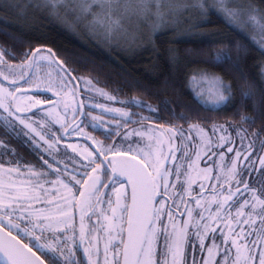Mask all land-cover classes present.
<instances>
[{
	"label": "snow or ice",
	"instance_id": "1",
	"mask_svg": "<svg viewBox=\"0 0 264 264\" xmlns=\"http://www.w3.org/2000/svg\"><path fill=\"white\" fill-rule=\"evenodd\" d=\"M33 7L57 19L61 14H71L78 21L88 19L91 27L102 30L106 41L114 34L124 36L116 43L128 51L145 46L155 49L162 34L170 31L175 36L191 13L200 19L216 15L225 29L243 34L239 50L247 51L250 44L264 54V24L257 37L244 34L239 23L245 17L258 23V10L251 3L37 0ZM0 11L18 12L20 6L13 0H0ZM126 24L135 27L128 31ZM6 55L12 53L0 50V126L6 135L14 139L23 135L35 149L43 148L47 153L44 162L55 177L50 179L43 170L31 167L22 172L19 158L0 141V264H264V142L249 160L254 142L245 145L247 129L237 128L229 118L227 124H212L213 135L220 133L215 142L204 129L190 125L199 133V151L193 150L189 156L188 145H184L183 161L176 159L175 137L196 141L172 128L166 132L134 129L125 132L120 143H105L85 128L100 130L105 140H111L120 133L109 131L103 114L135 123L130 112L95 103L91 107L100 108V115L85 112L86 104L79 99L81 90H98L90 79L66 67L51 48L23 53L24 59L16 65L9 64ZM169 56L174 59L171 49ZM216 60L240 71L227 51L217 53ZM44 66L55 67V80L51 73L47 78L39 76V68ZM211 84L213 102L200 101L202 107L217 115L231 112L242 124H255L235 107L229 84L218 77ZM244 99H251V93H245ZM126 107L156 112L139 101ZM146 119L141 117L139 123ZM233 132L243 151L233 153ZM147 133H151L147 149L122 146L132 135L144 138ZM73 137L89 143L64 144V158L79 168L70 172L67 163L60 167L61 160L54 153L62 141ZM213 148L225 150L214 153L219 164L214 161V167L201 169L200 160ZM68 150L75 156H68ZM225 152L233 153L227 164ZM241 161L246 163L238 171ZM250 176L254 177L251 185ZM197 183L199 195H194ZM77 211L79 224L75 226ZM78 252L82 253L79 259Z\"/></svg>",
	"mask_w": 264,
	"mask_h": 264
},
{
	"label": "trees",
	"instance_id": "2",
	"mask_svg": "<svg viewBox=\"0 0 264 264\" xmlns=\"http://www.w3.org/2000/svg\"><path fill=\"white\" fill-rule=\"evenodd\" d=\"M236 3H251L264 16V0H236ZM194 18L193 23L185 21L175 36L170 31L163 33L155 49L148 47L145 52L126 56L99 45L81 28L74 27L73 16L57 19L47 11L32 8L0 11V50L10 51L12 56L5 58L17 63L24 59L23 53L51 48L75 75L87 77L121 98L150 103L156 112L146 122L162 128L191 124L210 127L227 124L231 118L236 126L247 129V135L264 138L260 135L264 133V54L250 44L247 51L239 50L243 34L225 29L218 16L200 19L194 14ZM170 49L174 51V59H170ZM225 51L230 53L233 63L239 64L240 71L217 62L216 54ZM204 73L231 86L235 107L243 115L251 116L254 125L242 124L231 112L217 115L202 107L190 89V81ZM245 93H251V99H244ZM18 150L24 157L23 163L34 162L27 147L19 146Z\"/></svg>",
	"mask_w": 264,
	"mask_h": 264
},
{
	"label": "rangeland",
	"instance_id": "3",
	"mask_svg": "<svg viewBox=\"0 0 264 264\" xmlns=\"http://www.w3.org/2000/svg\"><path fill=\"white\" fill-rule=\"evenodd\" d=\"M13 2L15 4L19 5L20 9H24L25 11L29 10L30 8L36 10L33 7V5H35L37 3V0H13ZM70 2H71V0H70ZM235 2H236V0H235ZM69 16H72V15L69 14L67 16H64L63 14H61V17L64 19H67V17L69 18ZM194 20H195L194 13H191L185 17L183 24L185 23V21L193 23ZM256 21H258V23L254 22V21H249L245 17V18H242L239 23L241 25V28H243L245 30V33H251L252 35L259 37L260 25L264 24V16H262L261 14L258 13L256 16ZM72 22H73L74 27L81 28L90 39L96 41L99 45L106 46L109 48H113L117 52H119L120 54H123L126 56L135 55V54L140 53V52H145L146 49L148 48L147 46H145V47L138 48L136 51H128V50H126V48L123 45L117 46V43H116L117 39L123 40L125 38L124 36H122V35L116 36L114 34L111 41H106L104 36H103L102 30L98 26L95 28L91 27L90 21L88 19L78 21L74 17ZM182 25H181V27H182ZM126 27H127L128 31H132L133 28L135 27V25L134 24H126ZM8 63L12 64V65H16L19 62L11 63L10 61H8ZM49 73H51V76L54 80L57 78L55 67L44 66V67L39 68V76L41 78H47ZM263 76H264V68H263ZM80 77H83V76H80ZM213 77H217V76L204 73V74L196 75V76L191 78L190 89L192 90L193 95L197 98V100L199 102L204 101V102H206L207 105L212 104V102H213V100H212L213 88H212L211 80ZM84 78L89 79L87 77H84ZM92 82L95 86V89L98 91L81 90V92H80V99L83 100L86 104V107L84 109L85 112L91 111L92 115H100L101 114L100 108L97 107V108L93 109L91 107V105L94 103L95 104H103V105L108 106V107H116V108L124 107L125 110H127L128 112H130L132 114L131 115L132 120L136 121L135 123H138V124L134 125V126H130L131 124H135V123H125L123 120H121L119 118H113L115 114L110 115L108 113H104L102 118H103V121L105 123V126L108 127L110 132L111 131H117L120 134L119 135H113L111 140H105V136H104V134H102V131L93 130L92 128L86 127L85 131H87L89 133V135L96 137V139L104 140L105 143H112L113 141H115L116 143H120L125 132L132 133L134 129L137 131H141L144 128L156 129V128H153L151 125H148L146 121L144 123H139V119L141 117H146L147 119H149V116L151 114L149 111L142 109V108H139V107H126V105L131 101H139L140 103L145 104V105H149L153 108V106L150 103L143 101L141 99H138V98H121V97L105 90L104 88L98 86L94 81H92ZM82 88H83V86H82ZM101 93H104L106 95H102ZM108 96L113 97V99L109 100L107 98ZM41 98H43V97H41ZM120 102H124V104H121ZM47 107L51 108V105H47ZM29 115H31V113H29ZM2 118L3 117H0V119H2ZM85 122L87 123V121H85ZM191 125H195L196 128L204 129V131L207 132L208 135L212 138L213 142H215L216 138L220 135L219 132H217L215 135H213V133L211 132L212 126L203 127V126L197 125V124H191ZM236 127L240 128L238 126H236ZM168 128H172V129L176 130L177 132L183 131L185 133V135H191L193 137V140L196 141L195 144H193L192 141H187V142L192 143V146L188 148L189 156H191L193 150L199 151V143H198L199 133L197 132L196 128L190 127V125H188V126L183 127V128H179V127H166V128L158 127L157 130L160 132H166V130ZM17 131H19V129H17ZM150 135H151V133H147V134H145L144 138H141L140 136L132 135L129 139L123 141L122 146L123 147L131 146V148L134 150L147 149L151 143V141L149 140ZM232 136H236L234 132H233ZM73 139H74V137L71 140L65 139L64 141H62L61 146L64 147L63 143H65V144L66 143H77V142L82 143V144L83 143H89V142H84L82 140H73ZM0 141H2L5 146L11 148L14 151L16 157L19 158L22 172H26L27 169L31 167V168H35L38 170H43L45 172V174L49 176L50 179L55 177V173H53L50 169H48L47 165L44 162V157L47 156V153L44 152L43 148L35 149V147L31 144V142L27 141V137H24L23 135H21L19 137V139H14L10 135H6L4 132L3 126H0ZM21 143L23 144L24 147H27V149L29 150V154H31L33 156V158H34L33 163H23L22 159L24 157L22 158V152L18 150L19 146L23 147V146H21ZM214 149H216V148H213L212 151H214ZM69 151H71V150H69ZM67 155L72 157V156H75V153L67 154ZM54 156L56 157V159L61 160V164H60L61 168H63L64 164L67 163L68 169L70 172L73 170L79 171L78 165H73L71 160H66L64 158L63 149L62 150L59 149V151L55 152ZM205 157L206 156L202 157V159L199 162V166L201 165V163L205 159ZM8 159H12V157H8ZM76 159L79 160V157ZM48 161H49V163L53 162L51 157H48ZM165 166L166 167L167 166L175 167V165H168V164H166ZM65 179H67V177H65Z\"/></svg>",
	"mask_w": 264,
	"mask_h": 264
},
{
	"label": "flooded vegetation",
	"instance_id": "4",
	"mask_svg": "<svg viewBox=\"0 0 264 264\" xmlns=\"http://www.w3.org/2000/svg\"><path fill=\"white\" fill-rule=\"evenodd\" d=\"M147 124H148V125H151L153 128H156V129H157L158 127H160L159 125H155V124H153V123H151V122H147ZM191 137H192V136H191ZM192 138H193V137H192ZM232 139H233V142H234V144H235V147H234V149H233V153H234L235 151H237V150L243 151V149L240 148V140H239V138L236 137V136H232ZM249 140H251V141L254 142V143H253V155L249 157V160H252L253 157H255V156L257 155L256 149L259 148V145H260L261 142H264V138H262V137H258V136H249V135H247V137H246V139H245V141H244L245 145L248 144V141H249ZM61 144H62V142H61ZM61 144L59 145V149H60V150L63 149V151H65V150H64V147L61 146ZM63 144H65V143H63ZM186 144L188 145V148L192 146V143H191V142H187V140H185V139H184L183 137H181L180 135H177V136L175 137L176 159H177V161H183V160L186 159V158H184V157L182 156V151H181L182 148H183V146L186 145ZM226 147H227V145H225V148H226ZM224 151H225L224 149H214V151L210 152L209 155L206 156L205 159L202 161V163H201V165H200V168L203 169V168H205V167H214V165H213V162H214V161H215L217 164H219L218 155H214V153H220V152H224ZM233 153H226V152H225V164L228 163V161H229L230 158H233ZM67 154H72V153H71V151L68 150ZM76 158H78V157H76ZM244 163H246V162L241 161V162L238 163V171L240 170L242 164H244ZM167 167H169V166H167ZM173 168H174V167H173ZM183 171H184V169H181V172H182V173H183ZM215 174H216V172H215V168H214L213 175H215ZM253 179H254V177H251V176L248 177V182H249L250 185L252 184ZM176 187H177V189H179V188H180V185L177 184ZM192 191H193V194H194V195H199L198 183L193 185V189H192ZM204 195L207 196L208 193L205 192ZM113 199H114V198H113ZM169 203H170V202H169ZM189 203L191 204V201H189ZM74 215H75V217H76V220H75V226H78V221H79L78 219H79V218H78V216H77V212L74 213ZM182 219H183V218H182ZM86 222H87V217H86ZM89 227H91V225H89ZM190 231H191V230H190ZM218 231H219V230H218ZM217 242L219 243V241H217ZM81 256H82V253L78 252V253H77V257H78V259L81 258Z\"/></svg>",
	"mask_w": 264,
	"mask_h": 264
},
{
	"label": "water",
	"instance_id": "5",
	"mask_svg": "<svg viewBox=\"0 0 264 264\" xmlns=\"http://www.w3.org/2000/svg\"><path fill=\"white\" fill-rule=\"evenodd\" d=\"M42 50H45V49H48V48H41ZM79 99H80V96H79ZM73 140H82V138H80V137H74V139ZM83 141V140H82ZM77 216H78V218H79V213H78V211H77ZM79 220V219H78ZM78 224H79V221H78Z\"/></svg>",
	"mask_w": 264,
	"mask_h": 264
}]
</instances>
